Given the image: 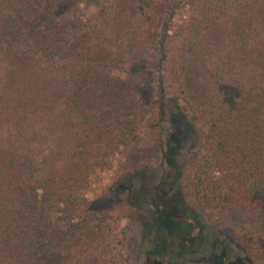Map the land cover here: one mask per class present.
Wrapping results in <instances>:
<instances>
[{"label":"trees","instance_id":"16d2710c","mask_svg":"<svg viewBox=\"0 0 264 264\" xmlns=\"http://www.w3.org/2000/svg\"><path fill=\"white\" fill-rule=\"evenodd\" d=\"M64 2L0 0V264H130L137 208L84 192L118 159L119 180L156 163L168 98L209 133L195 185L246 214L264 264V0H107L88 19Z\"/></svg>","mask_w":264,"mask_h":264},{"label":"rangeland","instance_id":"374dc122","mask_svg":"<svg viewBox=\"0 0 264 264\" xmlns=\"http://www.w3.org/2000/svg\"><path fill=\"white\" fill-rule=\"evenodd\" d=\"M107 0H65L69 8L88 19ZM158 85L143 91L146 99L157 96ZM164 135L156 163L136 178L119 180L117 168L102 173L84 196L98 210H113L118 204L137 208V214L119 220L130 246V264H253L247 243L253 238L251 221L243 211L220 209L207 198L193 180V166L209 139L204 122L183 103L166 101ZM174 151L175 169L164 155ZM178 194V195H177ZM184 201L176 209L168 231L155 219L163 212L162 198ZM258 197L264 201V192ZM191 216V218H190Z\"/></svg>","mask_w":264,"mask_h":264}]
</instances>
